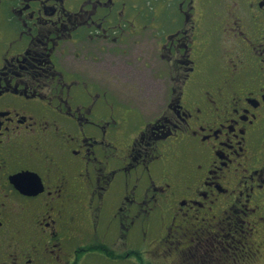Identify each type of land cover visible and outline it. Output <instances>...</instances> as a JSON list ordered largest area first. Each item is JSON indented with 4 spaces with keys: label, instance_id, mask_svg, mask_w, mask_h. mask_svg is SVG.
<instances>
[{
    "label": "flooded vegetation",
    "instance_id": "1",
    "mask_svg": "<svg viewBox=\"0 0 264 264\" xmlns=\"http://www.w3.org/2000/svg\"><path fill=\"white\" fill-rule=\"evenodd\" d=\"M157 1L0 0V264H135L108 239L157 226L182 245L163 254L175 262L264 248V0H161L166 30ZM130 27L138 66L152 34L169 68L141 96L148 119L90 56Z\"/></svg>",
    "mask_w": 264,
    "mask_h": 264
},
{
    "label": "rangeland",
    "instance_id": "2",
    "mask_svg": "<svg viewBox=\"0 0 264 264\" xmlns=\"http://www.w3.org/2000/svg\"><path fill=\"white\" fill-rule=\"evenodd\" d=\"M160 1L161 0H158L155 4L156 5L155 6L156 7L155 8V14L163 15L161 17L162 29L166 30V28H168V27H173L174 24L172 25L171 19H172V17L174 18V15L167 14L164 16V13L166 10L165 5L161 4ZM143 12L145 13V11H143ZM145 22H148V21L145 20ZM175 23L178 24L179 21H177ZM149 27H150L149 30H151L150 25H149ZM132 28L133 27H130L129 31H128L130 35L127 37H129V39H124L123 45H121V47L118 48V45H110L109 48L111 49V51L108 52L107 55H105L104 53L99 54L92 49L90 52V56L94 57L95 60H97V61L100 58L101 54H103L102 55L103 58L107 57L106 62L102 63V67L105 68L103 76H101V75H99V73H97V76L99 77L98 82L99 83L105 82V84H102V86L104 87L103 90H106L108 92V94L110 93V94L117 95L120 98V100H122V101L134 102L136 105H138L140 107V104L146 105L149 103L148 100H142L141 96L150 92L149 91L150 85L152 86V90L156 87V89H157L156 91L161 93V91L159 90V87L164 85V78H165L166 73L169 72V68L168 69L166 68V64L164 63V60L161 58L163 53L159 52V50H161V47L157 48L155 46L154 41H156L157 39L152 34H150L149 36H146L145 38H140L142 40L141 41L142 45L140 48L141 49L144 48V51L142 54L145 56H143L141 53H139L140 54L139 65L142 68L138 66V64H137L138 50H137V47L134 46L135 39L133 37V29ZM162 29L160 32H158V34L163 33ZM152 32L153 31H151V33ZM147 37H149L150 40H148ZM157 38H159V36H157ZM119 49H121V51H119ZM125 50L127 52L124 54ZM74 54H75L74 51H72V53H70L71 59H74V57H73ZM149 56L153 60L152 63H154L156 60L155 73L152 71L151 65L144 68L145 64L148 63ZM78 61H81L80 62L81 67L87 66V65H82V63H86L83 60H78ZM88 66L93 67V68L97 67V65H94V64H89ZM207 68L210 69L208 66H207ZM150 76H151V78H150ZM151 80H153L154 83H152ZM95 81H97V80H95ZM95 81H94V79H92L93 85H94ZM167 81H169V80L167 79ZM99 83L92 86V87H97L99 90H101L102 88L100 87ZM176 87L178 88V92H179V88L181 86L176 85ZM168 88H169V86H168ZM124 93L130 94V95L129 96L122 95ZM122 97L124 99H121ZM137 102L139 104H137ZM141 110H142V113L144 114L145 118L148 119V110H145L143 108H141ZM116 142L120 146L123 144L122 139L120 137H118L116 139ZM114 145L117 146L115 143H114ZM135 215H138V214L132 213V215L130 217L126 218L125 223L126 222L130 223V221H132L133 217H134V219H136L137 216H135ZM102 220H104V219H102ZM157 220L158 219L156 217V222H157ZM103 224H104V222L102 223V226H103ZM136 224H137V222H136ZM136 228L138 229V226H136L135 229ZM161 228H162L161 226H157L149 234V236L147 238H145V239L140 238L137 240H132V241H130L131 242L130 244L128 243L129 240H125V245H122L121 243H115L116 240L112 239L110 241L111 238L108 239L107 242L110 244V248L112 247V245L115 247H120V249H118L119 255H121V253H124V255H125L126 253L136 252L139 250L140 256L137 257V261H136L137 263H135V264H186L185 261L184 262H182V261L175 262L177 260L178 256L174 255L167 260L166 256L163 255L165 253V251H167L168 248H170V249L173 248L172 253L176 254L183 247H182V245L179 244V242H177V240L175 238L171 239L170 241H168V239H165V241L162 240L166 231L163 228L161 231ZM105 230H106V228H105V224H104L102 233L106 235V232H108V231H105ZM139 230H141V232L144 231L142 229H139ZM110 232H114V233L111 235ZM110 232H109V235H106L107 237H113L116 234H118V232L115 229H111ZM255 237H257V236L254 235L252 240H249V242H252L253 240H257L259 243L260 241L258 239H255ZM134 239H135V237H134ZM259 239H261V237H259ZM99 241H104L103 235L100 236ZM236 246H237L236 252L239 254V258H237V261L235 263L232 260L234 258V254H232V255L227 254L231 259V264H264V248L259 249V248L255 247L254 249H252L253 247H251V249L247 248L245 250L244 248H242L241 244L238 242L236 243ZM234 247H235V245H234ZM233 252H234V250H233ZM149 255H153V256H149ZM155 255H156V257H155ZM220 256H222V255H220ZM115 258H118V257L116 256ZM90 260L93 261L92 262L93 264H97V263H99V264H114L108 258L104 259L103 257H99V256L93 257L92 259H88V261H90ZM201 262L202 261H199V262L197 261L194 264H200ZM82 264H84V261L82 262ZM118 264H127V263L126 262L125 263L118 262ZM204 264H214V262H212L210 259H208V261L204 262Z\"/></svg>",
    "mask_w": 264,
    "mask_h": 264
}]
</instances>
